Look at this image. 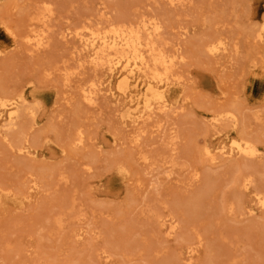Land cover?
Segmentation results:
<instances>
[{
	"label": "rangeland",
	"instance_id": "1",
	"mask_svg": "<svg viewBox=\"0 0 264 264\" xmlns=\"http://www.w3.org/2000/svg\"><path fill=\"white\" fill-rule=\"evenodd\" d=\"M172 1L0 0V99L23 97L0 128V264H264V0ZM149 18L177 59L166 107L130 124L73 31ZM211 38L223 53L201 52ZM235 136L257 156L221 155Z\"/></svg>",
	"mask_w": 264,
	"mask_h": 264
},
{
	"label": "bare ground",
	"instance_id": "2",
	"mask_svg": "<svg viewBox=\"0 0 264 264\" xmlns=\"http://www.w3.org/2000/svg\"><path fill=\"white\" fill-rule=\"evenodd\" d=\"M168 1L170 3L173 2L172 0H168ZM43 16L44 15H42V17ZM160 29H161V25L156 20V18L155 19L149 18L147 20L141 19L140 21L136 23H129L128 25L111 24V25H108V27L106 26V28L104 29H95V30L90 29L89 27H86L84 25L83 26L81 25V26L74 28V31H73L74 36L78 39V41L81 44V50L84 51L87 57L89 58L88 63H90L91 67L94 70L99 67L104 69L107 75V78L105 79L106 80L105 83L107 86L104 87L106 88L105 92H107L114 100H116L117 97H122L125 100L126 99L128 100L127 101L128 104H132V106L128 108L127 112L124 111L126 113L125 115H123L125 117H131L132 120L129 122L130 124L132 121L137 122V120L143 119L144 116L150 117L149 116L150 112L154 109L155 106H157L156 108L160 111L161 110L163 111V109L166 107L165 100H164L165 98L164 93L168 91L164 92V90L165 88L167 89V86L169 85V80H170L169 72H171L170 70L173 68L175 64V60L177 59V56L176 54H172V53L171 55H168L165 52V50L162 48V46L160 45V42L158 44L155 41V37L160 35ZM66 30L68 31V29ZM32 31L30 32V34L25 35L24 39L29 44H32L35 48H40V46L44 44L43 43L44 33H35L34 31L33 32ZM68 33H66L65 35H71ZM252 35H254L253 37L256 38L257 40L264 39V23H262L259 26V28L254 32V34L252 33ZM224 45L225 44L220 38H211L209 40L207 39V41L201 44L200 50L202 53L213 57V56L219 55L222 51L225 50ZM67 73L69 75L70 72L67 71ZM171 80L173 81V79ZM86 85L81 86L79 89L81 92L82 98L83 100H85L86 102L90 104L94 103V98L96 97L98 91H100L98 87L99 83L93 82L91 80V82H89V84H86ZM22 100H23V97L21 95H15L13 97L11 96V98L5 96L4 98L0 99V128L3 122L7 123V130L9 129L12 130L11 128L16 126L14 124L20 116L19 105ZM180 110H182V108L179 109V111ZM225 113L229 117H232L234 115L233 111H227ZM213 120L216 121L215 118ZM23 130H26V129H23ZM74 131L75 132L73 134V137L70 139H71V143L77 146L82 143L83 137L81 136V132L78 129ZM137 137H133L134 141L138 140L136 139ZM26 149L27 148L22 145V147H19V149L17 150L21 152ZM217 149L218 151L221 152V155H227L229 157L230 156H241V157H246V158H253L258 152L255 144L251 140H249V138H246L244 136L231 137L227 144H224L221 147H218ZM202 150L205 156L209 155V149L206 146L203 147ZM26 153L28 154V151H26ZM118 171L121 173L124 171V168L119 167ZM245 179L246 178L241 177V180H243L244 183L246 182ZM244 183L242 185H244ZM31 187L29 186L30 190H31ZM242 187H244L245 189V185ZM254 193L255 195L253 197H255L256 205L261 208L264 207V189H260L258 190L257 193L256 192ZM194 198H198V197H194ZM159 216L160 215H158V217ZM156 219H159V218H156ZM169 229H173V228L170 227ZM190 253L191 251H189V254Z\"/></svg>",
	"mask_w": 264,
	"mask_h": 264
}]
</instances>
